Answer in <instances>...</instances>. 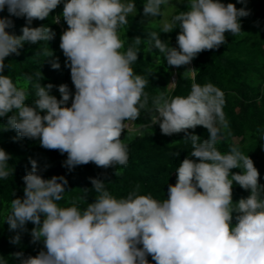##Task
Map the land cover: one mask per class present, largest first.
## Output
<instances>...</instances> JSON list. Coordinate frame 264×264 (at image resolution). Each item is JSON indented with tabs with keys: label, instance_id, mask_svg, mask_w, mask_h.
I'll list each match as a JSON object with an SVG mask.
<instances>
[{
	"label": "clouds",
	"instance_id": "9594fccd",
	"mask_svg": "<svg viewBox=\"0 0 264 264\" xmlns=\"http://www.w3.org/2000/svg\"><path fill=\"white\" fill-rule=\"evenodd\" d=\"M62 3V15L55 16V23L62 19L68 26L59 47L75 93L67 84L45 85L38 80L32 85L36 99L29 105V92L19 86L21 78L14 83L3 74L10 67L5 61L19 56L26 44L55 39L48 25H32L35 20L48 19ZM237 3L245 8L221 0H188V10L165 20L162 27L167 34L179 25L178 47H169L152 32L149 52L164 53L167 65L179 68L206 50L219 49L227 43L226 33L239 35L241 18L251 14L247 0ZM162 6L176 7L172 0H147L144 15L163 17ZM5 9L8 16H0V118H7V125L0 128L15 130L14 141L39 140L41 147L67 154L63 166L69 172L89 163L104 169L126 166L129 145L123 133L131 127L128 122L139 120L145 111L149 123L142 128L159 125L165 136L183 132L184 141L192 146L178 164L176 183L168 184L163 201L150 194L138 195L139 185L127 197L117 198L107 190L106 177H90L91 189L98 195L83 210L77 200L71 206H60L70 191L69 181L65 176L45 179L38 161L29 158L31 171L23 177L24 195L12 200L6 224L15 234L9 243L20 245L22 235L29 233L31 243H42L43 248L36 256L26 257L19 251L10 257L19 264H149V256L155 264H264L260 172L238 147L224 154L216 147L225 135H231L223 91L211 83H193L186 97L161 93L149 109L145 92L149 79L132 68L139 60L136 45L141 38H131L134 44L121 51L125 42L120 31L136 10L127 0H0V13ZM12 17L25 19L21 35L10 31L15 28ZM39 55L50 56L47 47L38 48L35 56ZM58 60H51L54 70L61 66ZM195 71L190 68L183 75ZM22 79L33 81L30 75ZM175 81L167 88L174 87ZM54 88L61 98L52 94ZM197 126L208 130V139L188 131ZM11 158L0 148V178L14 174L9 168ZM233 169L241 172L233 173ZM234 183L250 195L234 202ZM28 223L34 225L30 232ZM0 264H8L2 255Z\"/></svg>",
	"mask_w": 264,
	"mask_h": 264
},
{
	"label": "trees",
	"instance_id": "16d2710c",
	"mask_svg": "<svg viewBox=\"0 0 264 264\" xmlns=\"http://www.w3.org/2000/svg\"><path fill=\"white\" fill-rule=\"evenodd\" d=\"M178 8L171 17L181 11H187L188 0H180ZM135 5V14L128 17V24L120 31V38L124 47L121 51L134 44L131 38L139 36L141 43L136 45L139 52V60L132 65L134 72L149 79L145 88L148 94V108H152V99L161 93L168 97L177 95L187 96L190 94L193 83L201 86L211 83L218 87L225 94V105L223 111L229 122L231 135L218 141L216 147L224 154L230 151L233 146L238 147L245 155H249L260 172L259 183L264 185V0H247L246 9L250 15L241 18L242 31L239 35L232 36L226 33L227 43L219 49L204 51L195 58L190 65L182 67H171L167 65L165 54L153 49L149 52L148 35L156 32L169 47H178L176 37L180 33L177 24L173 32L163 33L162 26L151 19H145L143 7L147 0H127ZM221 2L234 3L236 7L245 8V4L237 3V0H221ZM178 5V4H177ZM165 7L162 6V12ZM63 3L44 21H33V27L42 24L48 25L56 33L54 40L41 41L38 45L26 44L21 49L19 56L12 55L5 63L10 67L5 69L4 75H9L13 82L21 78L19 86L29 92L27 104L36 99V89L32 86L38 80L42 84L52 83L56 86L67 84L73 94L74 85L71 81L70 69L65 67V57L60 49V36L67 29V24L62 19L55 23V16L62 15ZM0 16H8L7 9ZM161 18V17H158ZM17 35H21V28L25 26L24 18L12 17ZM147 23V24H146ZM154 23V24H150ZM154 44V42H153ZM47 47L50 56H35L37 49ZM59 58L60 68L54 70L51 67V60ZM194 68L197 71L183 75L185 71ZM39 73V77H37ZM33 77L32 83H25L23 77ZM176 85L167 88L172 80ZM53 95L58 99L60 93L54 88ZM71 101L69 102V106ZM43 114V113H42ZM12 113H9V116ZM132 128L125 130L122 138L129 145V161L126 166L117 168H100L93 163L78 166L69 172L63 166L67 154L61 155L59 151L47 150L40 146L39 140L22 138L14 141L18 136L15 130L4 131L0 128V148L6 150L11 156L9 168L12 175L6 179L0 178V255L8 260V264H19L12 253L22 251L25 256H36L43 245L32 244L29 233L22 235L20 245L9 243L10 237L15 235L8 231L6 218L10 214L12 200L23 197L25 187L23 177L31 171L29 158L36 159L41 168V175L45 179L52 176H65L69 181V189L60 201V206H71V201L77 200L81 210L85 209L88 203L94 202L98 195L90 182L91 178L106 177V188L117 198H125L139 185L138 195H151L154 199L163 201L166 199L168 184L176 183L175 172L178 164L185 159L192 151L190 142H185V133L165 136L161 134L159 125L142 128L141 125L148 124V113L141 112L137 121L128 122ZM7 125V118H0V126ZM199 135L202 139H208L209 133L203 126H197L194 130H188ZM179 152V156L174 153ZM195 159V158H193ZM45 165H50L44 171ZM119 175H116V172ZM233 173L241 172L240 169H233ZM85 189H89L85 191ZM264 194V193H262ZM250 195L234 183L233 201L238 202L240 198ZM34 227L28 223L30 230ZM149 264H155L151 256L148 257Z\"/></svg>",
	"mask_w": 264,
	"mask_h": 264
},
{
	"label": "rangeland",
	"instance_id": "374dc122",
	"mask_svg": "<svg viewBox=\"0 0 264 264\" xmlns=\"http://www.w3.org/2000/svg\"><path fill=\"white\" fill-rule=\"evenodd\" d=\"M180 0H172V3L176 6V7H168L165 8L163 12H165V15L161 18L158 17H146L145 19H151L154 22H157L163 27V23L165 20H170L171 19V15L172 13L178 8L179 4H180ZM178 4V5H177ZM135 14V11L132 13ZM147 24V23H146ZM150 24H154V23H150ZM130 126V125H129ZM132 128V126L130 127Z\"/></svg>",
	"mask_w": 264,
	"mask_h": 264
}]
</instances>
